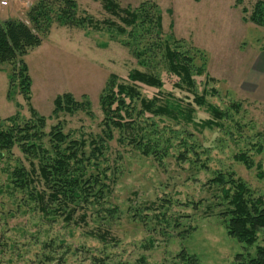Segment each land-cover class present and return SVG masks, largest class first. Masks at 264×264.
I'll use <instances>...</instances> for the list:
<instances>
[{"label": "rangeland", "instance_id": "rangeland-1", "mask_svg": "<svg viewBox=\"0 0 264 264\" xmlns=\"http://www.w3.org/2000/svg\"><path fill=\"white\" fill-rule=\"evenodd\" d=\"M142 1L117 0L122 8ZM255 1L154 0L171 46L178 42L183 50L197 48L206 54L204 74L195 78L196 92L231 117L210 128L197 122L210 117L205 106L194 107L195 123L155 116L162 137L175 136L169 156L161 163L112 142L110 157L119 162L110 197L119 209L113 220L92 215L87 225L59 220L49 227L36 213L17 208L0 193V264H92V256L105 258L107 264H181L177 258L181 251L195 256L198 264H234L236 254H254L256 246H264V230L251 247L227 235L217 215L222 206L210 211L216 188L208 184L214 172L232 171L264 200V182L233 159L240 150L246 151L264 167V28L249 20ZM77 2L95 20H116L99 2ZM30 4L9 0L8 6H0V21L24 19ZM111 34L104 27L54 26L24 58L31 79L29 102L15 88L12 99L7 98L10 67L0 64V118L17 115L27 120L33 117L32 109L47 119V128L61 123L75 137L97 134L102 119L99 97L109 75L126 80L134 69L145 71L117 41L116 33ZM161 78L164 85L158 90L138 85L141 95L151 99L169 92L163 99L183 105L192 100L190 93L176 87V77L162 72ZM63 93L78 101L86 97L90 113L85 108L52 116L53 100ZM233 105L239 106L237 111ZM180 142L187 143L188 152H183ZM257 145L263 147L262 153H256ZM14 156L28 165L17 149ZM2 167L0 161V185L5 182ZM106 220L113 239L103 242L89 235L90 230L106 227ZM51 239L56 254L53 261L45 262L44 245ZM60 245L63 248L58 250Z\"/></svg>", "mask_w": 264, "mask_h": 264}, {"label": "trees", "instance_id": "trees-1", "mask_svg": "<svg viewBox=\"0 0 264 264\" xmlns=\"http://www.w3.org/2000/svg\"><path fill=\"white\" fill-rule=\"evenodd\" d=\"M93 1L99 2L103 10L116 20L93 19L80 10L77 0H35L25 11L24 19L0 21V64L10 67L8 99H12L15 88L25 101H30L31 79L24 58L29 50L42 44L54 26L97 30L104 27L110 34L116 33L117 41L145 69L132 70L126 80L115 74L109 75L99 97L102 119L97 134L75 137L65 131L61 123L47 128V119L32 109L33 117L27 120H21L17 115L0 118V161L5 174L0 193L12 199L17 208L26 207L36 213L49 227L59 220L68 225H87L92 215L113 220L119 209L110 197L119 162L110 157L111 143L161 163L169 156L175 136L163 138L153 120L155 116L167 117L176 123L194 122V107L205 106L210 117L197 122L210 128L220 127L221 120L231 117L227 111L208 104L204 94L196 92L195 78L204 74L206 54L197 48L183 50L178 42L171 46L172 40L163 33L160 12L154 0H144L133 8H122L117 0ZM249 20L264 28V0L255 1ZM162 72L176 77V87L190 93L192 100L183 105L181 101L163 99L169 92L151 99L143 97L138 85L157 90L162 88ZM232 107L237 111L239 106ZM85 108L90 113L86 97L78 101L72 94L63 93L54 98L51 115L73 114ZM240 130L238 126L237 132ZM179 144L183 152H188L187 143ZM15 149L27 161V166L14 156ZM255 151L262 153L263 147L257 145ZM192 153L197 155L194 150ZM233 159L247 170H254L256 178L264 182L261 161H255L252 155L241 150L233 155ZM208 184L216 188L213 194L216 202L210 211L215 206H222L217 215L227 235L248 247L253 246L258 233L264 230L263 198L256 196L250 186L232 171L214 172ZM106 222V227L90 230L89 235L105 242L111 236V223ZM60 243H63L62 239ZM53 244L55 242L51 239L44 245L48 254L43 255V261L54 260ZM177 258L181 264H198L195 256L184 251ZM91 263L107 264L105 258L96 256L91 257ZM234 264H264V246H256L254 254H236Z\"/></svg>", "mask_w": 264, "mask_h": 264}, {"label": "built area", "instance_id": "built-area-1", "mask_svg": "<svg viewBox=\"0 0 264 264\" xmlns=\"http://www.w3.org/2000/svg\"><path fill=\"white\" fill-rule=\"evenodd\" d=\"M7 4H8L7 0H0V6L1 7H5V6H7Z\"/></svg>", "mask_w": 264, "mask_h": 264}, {"label": "crops", "instance_id": "crops-1", "mask_svg": "<svg viewBox=\"0 0 264 264\" xmlns=\"http://www.w3.org/2000/svg\"><path fill=\"white\" fill-rule=\"evenodd\" d=\"M8 1H9V0H7V2H8ZM32 1H33V0H31V1L29 0V4L32 3ZM7 6H8V5H7ZM4 8H5V7H4ZM1 9H2V8H1ZM5 18H7V17L5 16ZM7 19H8V18H7ZM263 60H264V57L262 58V61H263ZM258 64H259V61H258Z\"/></svg>", "mask_w": 264, "mask_h": 264}]
</instances>
